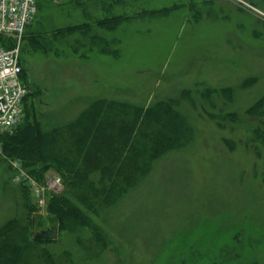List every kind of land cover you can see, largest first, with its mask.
Instances as JSON below:
<instances>
[{"label": "rangeland", "instance_id": "rangeland-1", "mask_svg": "<svg viewBox=\"0 0 264 264\" xmlns=\"http://www.w3.org/2000/svg\"><path fill=\"white\" fill-rule=\"evenodd\" d=\"M123 15L112 29L61 30ZM19 56L40 120L66 122L97 98L145 106L180 98L181 133L163 155L132 149L120 175L100 160L89 181L106 198L88 213L93 227L59 229L19 264H264V114L248 112L264 99V0H39ZM227 87L226 98L202 94ZM48 196L41 207L32 201L30 237L56 226ZM23 203L0 162V224L22 216Z\"/></svg>", "mask_w": 264, "mask_h": 264}, {"label": "trees", "instance_id": "trees-1", "mask_svg": "<svg viewBox=\"0 0 264 264\" xmlns=\"http://www.w3.org/2000/svg\"><path fill=\"white\" fill-rule=\"evenodd\" d=\"M129 17L127 15L101 17L91 24L83 21L68 25L61 30L70 33L75 30L84 31L92 25L97 28L112 29L121 20ZM99 36L95 35L96 38ZM12 45L14 39L0 33V46ZM101 48L104 51V48ZM24 84L28 87L26 82ZM28 89L29 93L24 101V109L28 110L25 118L12 132L1 136L0 162L5 163L11 178L16 172L11 166V159L20 160L30 177L41 183L49 170L62 176L64 187L58 192H47L49 196L46 203L48 217L56 224L58 230L74 231L82 227H93L94 222L88 213H96L102 198H106L105 196L96 198L95 192L100 193L101 190L103 193L104 187L98 185L96 181H89V176L95 172V166L98 167L97 163L100 160L105 162L103 169L115 167L113 171H116L113 174L117 176L120 175L126 158L130 157L129 153L132 149L134 155L143 153L145 158L153 153L163 155L166 150L175 146L181 134L174 125V120L178 117L177 107L180 98H164L146 106L97 98L84 104L80 111H76L71 118L63 122L53 117L47 118L48 120L38 119L33 104L35 97L38 96V89ZM202 92L207 99H211L214 92L223 93L225 98L233 94L229 87L206 88ZM263 100H257L248 112L264 114V109L261 110ZM115 110L122 112V115H117ZM126 110L132 111L130 117L125 115ZM116 118L121 119L120 123L115 121ZM115 122L118 124L117 130L120 131L121 141H118L116 132L112 130L115 129L112 126ZM145 126L148 130L140 131L138 134L137 131ZM136 134L144 136L146 142L140 144L141 141L135 139ZM147 149L148 152H145ZM145 164L142 165L146 168L139 171L148 170L147 163ZM142 165L138 164L135 167L142 168ZM137 168L133 169V173ZM18 185L21 188V197L25 200L23 206L27 210L22 216H11L0 224V264H19L23 254L31 249L32 244L41 240L52 241L50 238L36 237L35 233L30 237L29 233L34 224V217L31 214L34 213L36 205L32 203L33 197L28 187L23 184ZM113 187L111 185L106 191ZM108 202L109 200H106L105 204ZM36 216L40 215L36 214Z\"/></svg>", "mask_w": 264, "mask_h": 264}, {"label": "built area", "instance_id": "built-area-1", "mask_svg": "<svg viewBox=\"0 0 264 264\" xmlns=\"http://www.w3.org/2000/svg\"><path fill=\"white\" fill-rule=\"evenodd\" d=\"M37 3L38 0H0V33L14 39L11 47L0 46V153L1 136L12 132L24 114V101L29 89L21 76L20 40L37 11ZM10 163L16 170L13 181L26 185L40 206L44 204L47 192H57L62 188V179L58 175L41 183L30 177L20 160L11 159Z\"/></svg>", "mask_w": 264, "mask_h": 264}, {"label": "water", "instance_id": "water-1", "mask_svg": "<svg viewBox=\"0 0 264 264\" xmlns=\"http://www.w3.org/2000/svg\"><path fill=\"white\" fill-rule=\"evenodd\" d=\"M57 232H58V228L57 226H51L50 228H46V229H41L39 231H37L35 233L36 237H40V238H50V239H54L57 236Z\"/></svg>", "mask_w": 264, "mask_h": 264}]
</instances>
